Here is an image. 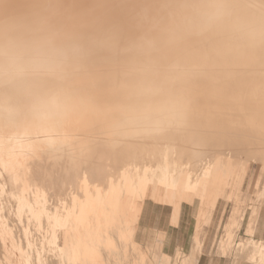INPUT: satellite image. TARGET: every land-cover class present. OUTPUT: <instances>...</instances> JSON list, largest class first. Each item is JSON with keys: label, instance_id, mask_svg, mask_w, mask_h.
<instances>
[{"label": "bare ground", "instance_id": "obj_1", "mask_svg": "<svg viewBox=\"0 0 264 264\" xmlns=\"http://www.w3.org/2000/svg\"><path fill=\"white\" fill-rule=\"evenodd\" d=\"M242 121L264 134V0H0V212L7 198L29 195L1 185L30 167L34 189L49 198L37 200L41 210L27 220L49 232V221L71 213L69 201L55 217L57 206L46 209L56 195L55 170L71 167L68 179L80 183L95 153L113 156L106 165L119 170L121 180L104 179L101 207L94 200L93 208L77 209V223L60 230L77 261L83 254L99 264L91 239L110 247L115 219L124 208L139 209L138 194L176 208L191 184L187 172L167 181L169 159L180 149L203 153L197 132L224 136ZM159 137L170 140L151 142ZM219 154L213 166L228 168ZM151 163L163 170V185H147L156 177L145 174ZM210 178L209 168L194 185L205 189L217 179ZM69 190L70 184L63 191ZM70 232L76 241H67Z\"/></svg>", "mask_w": 264, "mask_h": 264}, {"label": "rangeland", "instance_id": "obj_2", "mask_svg": "<svg viewBox=\"0 0 264 264\" xmlns=\"http://www.w3.org/2000/svg\"><path fill=\"white\" fill-rule=\"evenodd\" d=\"M234 125L236 127L228 128L224 136H220L217 132L203 135L196 133L194 140L195 145L197 144L198 147H195L200 150L210 148L211 151L209 150L207 154L205 153L207 151L203 150H201L203 153H195V150L180 149V153L177 152L173 156L175 160L174 158L169 159L174 170L167 173V181L172 182L178 174L184 176L187 172L186 179L191 184L189 189H186L187 196H184L180 201V214L173 213V202L157 201L149 194H145V197L138 194L136 201L141 203L140 206V203L138 204L139 209L128 210L124 208L122 209L123 215L115 219V227L111 231L112 239L109 241L110 247L98 239H91L92 245L95 246V250L97 249L96 252L99 254V264H264V232L262 235L257 234L261 227L259 217L263 215L264 220V150H257L263 146L261 144L264 143V140L260 137H264V134L260 135L261 133L255 124L252 125L250 122L242 121L239 125L236 123ZM246 126H249L248 129L251 130H247ZM166 139L170 140L167 137H159L151 139L153 140L151 142L164 143L167 141ZM208 142H211V145ZM212 148L216 152L222 153H216ZM224 148L225 150L227 148V150L225 151ZM212 151L215 153V157L212 155ZM233 152L235 155H231V153L234 154ZM95 154L94 157L97 160L93 161L94 165L93 163L91 166L87 165V168L84 166L85 170L82 168L80 173L83 179L80 178L79 174L80 183H74L77 180L76 177H74L76 180L73 179V181L68 179V176H72L70 175L71 171L69 172L71 167H67L66 171L68 172H65L66 174L63 173L64 169L54 171L53 179L56 176V181H54L53 187L56 195L53 197V201L49 199L50 202H53L50 203L52 205L46 203V209L49 211L52 207L57 206L58 210H52L55 217L60 214L65 202L69 201L68 204L71 202V213L67 215L69 221L67 219L66 221L64 219L49 221V232L42 229L41 222L37 223V226L38 224L40 226L36 230L35 223L33 224L27 220V215L30 217L33 210H41L40 206L37 205V200L46 201L49 198L46 191L34 189L33 186L35 185L29 179L32 176L31 168L29 167L28 172L21 175L16 174L15 185L7 182L2 183L1 187L3 189L6 187L12 190L17 186L19 192L28 193L29 195H23L24 198L21 200L17 195L15 198H7L6 202L1 205L0 214L3 216L0 215V238L4 242L0 245V264H89L83 254L80 255V261L70 255L69 248H67L69 244H63L64 239L61 240L60 230L64 229V224H67V222L71 226L77 223L80 219L77 209L88 207V205L93 208L91 203L94 200H99L97 208L101 207V196L106 191V181L104 179L114 177V179L121 180L117 165L112 169H109L106 165V160L111 155L103 157L102 154ZM218 154L222 156L224 163L226 161L229 163L228 168L218 165L213 166L217 162L216 160H219V158L216 159ZM131 156L126 160L134 162L133 165H135L136 162L133 161L135 159ZM111 157L115 159L113 156ZM101 158L102 160L104 158L105 162L101 161ZM197 159H201V162H198ZM247 159L251 163H247L250 162ZM85 160L83 157L79 159L81 164ZM259 161L261 163H258ZM104 163L107 166L106 170L103 167L105 166ZM140 163L145 162L141 160ZM99 164H102L101 168ZM154 164L151 163L152 167H147L145 171V174L156 176L153 180L148 181L147 185L150 188L152 184L163 185V183L158 184L159 180L162 181L161 173L163 170L156 171ZM197 164H199V167ZM92 166L96 167L92 168ZM132 166L129 165L130 171ZM206 168L208 169L205 170ZM209 168L211 170L210 179L216 176L217 181H208L205 189L201 187V183L194 185L197 178H203ZM62 170L64 171L60 172ZM92 173L93 175L90 177ZM63 174L67 177H65L66 182L61 176ZM87 174L88 176H86ZM22 178L25 179L23 182ZM68 180L72 182L69 181L67 184ZM58 181L60 182L58 183ZM65 183L66 186H64ZM69 184V193H64L63 190ZM157 187L162 190L160 186ZM5 194H8V192ZM73 205H76V208ZM15 208H21L22 211L18 212ZM43 212L46 211L43 210ZM25 224H27V227L24 226ZM9 228H12L11 231ZM55 231L57 235L55 239L57 240L54 245L52 244V236ZM80 235L82 240H84V236H87L85 231L81 232ZM11 238L13 239L12 242ZM14 240L21 249L14 245ZM76 240V235L70 232L67 241ZM60 247H66L63 248L66 252L59 250Z\"/></svg>", "mask_w": 264, "mask_h": 264}, {"label": "crops", "instance_id": "obj_3", "mask_svg": "<svg viewBox=\"0 0 264 264\" xmlns=\"http://www.w3.org/2000/svg\"><path fill=\"white\" fill-rule=\"evenodd\" d=\"M172 208H173V213H176L177 214H180V210H181V203L178 204V206L175 208L174 205H172ZM259 225L261 226L260 229H259V235H262L263 232H264V220H263V215H261L259 217ZM10 231L12 228H9ZM8 230V229H7Z\"/></svg>", "mask_w": 264, "mask_h": 264}]
</instances>
